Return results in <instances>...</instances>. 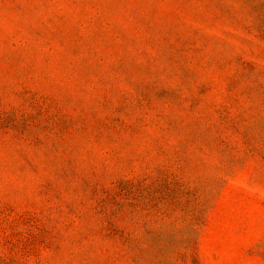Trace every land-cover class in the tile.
Here are the masks:
<instances>
[{
	"label": "rangeland",
	"instance_id": "1",
	"mask_svg": "<svg viewBox=\"0 0 264 264\" xmlns=\"http://www.w3.org/2000/svg\"><path fill=\"white\" fill-rule=\"evenodd\" d=\"M0 264H264V0H0Z\"/></svg>",
	"mask_w": 264,
	"mask_h": 264
}]
</instances>
